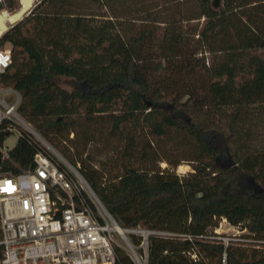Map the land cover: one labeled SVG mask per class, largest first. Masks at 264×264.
<instances>
[{
  "label": "trees",
  "instance_id": "obj_1",
  "mask_svg": "<svg viewBox=\"0 0 264 264\" xmlns=\"http://www.w3.org/2000/svg\"><path fill=\"white\" fill-rule=\"evenodd\" d=\"M211 1L35 0L0 40V87L24 121L119 227L166 233L147 236L146 264H220L223 250L264 264V0ZM38 149L23 132L0 170L30 168ZM221 218L249 242L202 238Z\"/></svg>",
  "mask_w": 264,
  "mask_h": 264
},
{
  "label": "built area",
  "instance_id": "obj_2",
  "mask_svg": "<svg viewBox=\"0 0 264 264\" xmlns=\"http://www.w3.org/2000/svg\"><path fill=\"white\" fill-rule=\"evenodd\" d=\"M12 1L0 0V16L10 14ZM3 23L10 26L6 18ZM2 34L0 30V40ZM10 62V45L3 42L0 73ZM10 93L14 96L12 103L5 99ZM18 103L14 89L0 87V156L6 157L10 150L2 143L11 131H16L17 137L27 133L41 149L33 155L30 168L17 174L0 170V264H114V247L124 248L133 264H146L147 236L166 233L140 227L121 228L124 234L113 230L117 224L76 168L37 136L18 114ZM222 221L226 222L225 218ZM113 233L120 236L124 247L114 240ZM133 233L140 237L137 246L127 238ZM239 234L222 235L216 226L211 235L198 238L220 242L224 248L230 242H249ZM184 237L190 239V235ZM190 256L195 259L194 254ZM220 264H226L225 250Z\"/></svg>",
  "mask_w": 264,
  "mask_h": 264
},
{
  "label": "rangeland",
  "instance_id": "obj_3",
  "mask_svg": "<svg viewBox=\"0 0 264 264\" xmlns=\"http://www.w3.org/2000/svg\"><path fill=\"white\" fill-rule=\"evenodd\" d=\"M34 1L35 0H33V2ZM14 2H15V0H14ZM19 7H20V3L18 1H16L15 5L13 6V8L10 11V14L16 12V10ZM58 83L60 85L64 86V87L68 88L67 80H65L63 78H60L58 80ZM5 99H6V101L8 103H12L14 101V96L10 93V94L6 95ZM16 140H17V132L16 131H11L10 133H8L6 135V137H5V139H4L3 143H2L3 147L7 148V149H11L15 145ZM90 158H91V161L93 162V164L95 166H98V163L103 162V160L105 159V154L102 153V152H99V150H96L95 148H91L90 149ZM180 165L181 166H187V167L185 169L181 170V169H179ZM180 165H178L175 168V172L178 173V174H184L185 172L191 170L190 169V165L188 163H186V162L181 163ZM164 166H165V163H160V167H164ZM217 227H218V231L222 235H231V234H236V233H240L239 235H242V234L246 233V231L245 232H241V230L239 228L236 229V227L231 226L227 221L226 222H224V221L221 222V219H219V221L217 223ZM119 228L121 229V227H119ZM133 234L137 235L135 233H133ZM113 238L118 244H120L122 247H124L123 241L121 240L119 235H117L116 233H113ZM122 249L125 251L124 248H122Z\"/></svg>",
  "mask_w": 264,
  "mask_h": 264
},
{
  "label": "water",
  "instance_id": "obj_4",
  "mask_svg": "<svg viewBox=\"0 0 264 264\" xmlns=\"http://www.w3.org/2000/svg\"><path fill=\"white\" fill-rule=\"evenodd\" d=\"M20 7L16 10V12L12 13L16 15V18L13 21H9L10 26H6L4 23H1V31L6 32L13 24L19 21L30 9L31 5L33 4V0H19ZM220 0H212L211 4L213 8L218 7ZM2 34V35H3ZM35 132V131H34ZM36 133V132H35ZM37 134V133H36ZM37 136H39L37 134ZM40 137V136H39ZM41 138V137H40ZM42 139V138H41ZM43 140V139H42ZM44 141V140H43ZM45 142V141H44ZM46 143V142H45ZM47 144V143H46ZM48 145V144H47ZM50 147V145H48ZM52 148V147H51ZM52 150L56 152L53 148ZM57 153V152H56ZM58 154V153H57ZM81 177V176H80ZM82 178V177H81ZM84 181V180H83ZM85 182V181H84ZM87 185V184H86Z\"/></svg>",
  "mask_w": 264,
  "mask_h": 264
},
{
  "label": "bare ground",
  "instance_id": "obj_5",
  "mask_svg": "<svg viewBox=\"0 0 264 264\" xmlns=\"http://www.w3.org/2000/svg\"><path fill=\"white\" fill-rule=\"evenodd\" d=\"M20 3V2H19ZM4 18H6L8 21H13L16 18V15L14 14H8V15H1L0 16V29H1V23H3ZM187 166H179V169L183 170L185 169ZM113 230H115L116 232L120 233V234H124V231L121 230L117 225L113 226Z\"/></svg>",
  "mask_w": 264,
  "mask_h": 264
}]
</instances>
